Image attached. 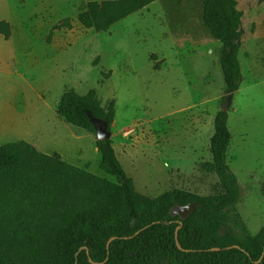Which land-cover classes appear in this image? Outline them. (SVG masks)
Returning <instances> with one entry per match:
<instances>
[{
  "label": "rangeland",
  "instance_id": "374dc122",
  "mask_svg": "<svg viewBox=\"0 0 264 264\" xmlns=\"http://www.w3.org/2000/svg\"><path fill=\"white\" fill-rule=\"evenodd\" d=\"M89 1L0 0V18L12 24L10 37L0 34V144L26 139L118 182L102 167L97 127L58 110L66 88H95L104 105L116 100L111 141L137 191L219 193L211 145L216 114L229 103L222 42L203 0H155L107 30L81 22ZM238 5L244 77L229 108L228 162L241 184L237 209L255 234L264 226V0ZM15 229H1L0 239Z\"/></svg>",
  "mask_w": 264,
  "mask_h": 264
},
{
  "label": "trees",
  "instance_id": "16d2710c",
  "mask_svg": "<svg viewBox=\"0 0 264 264\" xmlns=\"http://www.w3.org/2000/svg\"><path fill=\"white\" fill-rule=\"evenodd\" d=\"M155 0H91L81 22L96 30L148 6ZM204 20L222 42L227 103L243 81L240 49L243 10L238 0H203ZM0 34H12L0 18ZM160 62L155 68H160ZM65 119L96 128L105 120L110 129L116 100L102 103L97 89L86 94L65 89L58 106ZM230 112L220 109L212 137L214 166L221 191L198 194L180 187L152 198L136 190L111 138L97 139L102 167L118 182L48 153L21 139L0 144V264H264V226L249 231L237 204L238 175L228 162L232 140ZM197 201L187 217L174 211L177 203Z\"/></svg>",
  "mask_w": 264,
  "mask_h": 264
},
{
  "label": "water",
  "instance_id": "95a60500",
  "mask_svg": "<svg viewBox=\"0 0 264 264\" xmlns=\"http://www.w3.org/2000/svg\"><path fill=\"white\" fill-rule=\"evenodd\" d=\"M230 103L222 107V109L229 110ZM95 125L98 131L99 139H107L111 138V131L108 127V123L105 120H96ZM198 205L197 201H192L189 203H177L174 207V211L176 213L181 214L184 217H187L190 213H192Z\"/></svg>",
  "mask_w": 264,
  "mask_h": 264
}]
</instances>
